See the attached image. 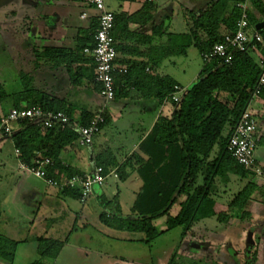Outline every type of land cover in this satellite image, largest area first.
I'll use <instances>...</instances> for the list:
<instances>
[{
	"label": "trees",
	"instance_id": "obj_1",
	"mask_svg": "<svg viewBox=\"0 0 264 264\" xmlns=\"http://www.w3.org/2000/svg\"><path fill=\"white\" fill-rule=\"evenodd\" d=\"M84 4L85 0H71ZM132 2L135 0H116ZM241 0H206L203 9L199 12L184 11V20L187 31L179 34L168 32V25L163 21L153 23L147 41L154 44L149 49L147 61H124L116 64L125 69V72L116 71L114 99L128 98L135 92L140 98L154 100L158 105L169 103L173 112L167 116H159L153 126L152 141L159 147L168 149L177 144L179 149V163L181 174L177 184L172 189L165 204L158 210L136 219L118 218L113 214L102 212L99 220L109 226L127 232L141 233V241L150 244L157 236L175 227H184L188 232L193 223L208 217H215L219 223H226L231 213L235 212L238 218L244 220L249 216L246 210L251 196L257 189V183L252 182V173L239 165L228 153L226 146L230 135L241 114L256 103H264V87L253 97L261 74L258 63L264 59V27L257 30L256 25L264 19V0H252L256 11L262 20H257L252 14L248 15V23L253 33L260 36L262 42L253 40L244 51H231V61L225 64L219 58L203 61L202 56L208 53L215 44L223 42L219 32L224 26L227 32L236 31V22L241 11L236 4ZM87 6V5H86ZM88 7V6H87ZM155 4L149 0H142L140 11L131 15L115 14L112 36L115 40L117 53L124 51V40L134 39L136 33L128 31L130 24H145L153 19L152 11ZM90 8V7H88ZM97 28V17L90 19L87 28L78 29L74 37V48L67 50L62 47H33L35 60H42L35 66L31 75L21 76L23 87L21 90L9 94L0 85V116L7 114V103L10 98L11 108L40 107L43 111H61L70 118L75 117L77 109L65 101V95L56 93V88L65 89V86L80 85L84 77L81 65L93 67V62L83 54L85 47L93 46V35ZM158 37V44L156 41ZM163 38V40H160ZM193 46L202 59V67L197 80L187 89L179 102L172 96L174 86H178L170 76H159L151 72V66L156 67L163 59L185 55L186 50ZM252 54L257 56L254 59ZM73 65H78L73 67ZM149 66V67H148ZM147 69V70H146ZM61 76H63L61 84ZM98 91L100 92V85ZM179 87V86H178ZM177 107V108H176ZM92 113L81 110L77 120L83 126L87 125ZM256 120L264 123V106L254 114ZM109 118L104 111V123ZM18 130L8 137L15 150L19 151V160L25 165L32 166L36 160L48 158L52 166L47 168V175L56 179L81 175L82 173L69 166L62 165L58 159L60 151L77 138L75 130L70 128L49 129L44 133L39 127L24 120L18 123ZM264 144V137L260 136L257 145ZM217 146L216 151L214 148ZM146 160L133 153L117 162L112 151L105 149L95 155V166L102 167L104 172L115 168L117 179L123 180L127 173L142 165ZM257 165L260 167L258 162ZM261 168V167H260ZM234 176L244 184L220 209L214 207L210 198L212 188L221 183L228 185ZM64 197L79 200L77 189H57ZM102 204L109 205L101 199ZM116 205V203H114ZM115 207V206H114ZM174 208V209H173ZM175 210L170 215L171 210ZM0 210V220H1ZM167 216V226L163 231H156L154 220ZM25 242L14 240L0 233V259L12 264L16 257L19 244ZM35 251L38 259L29 264H43L41 259H55L63 247V242L45 236L34 238Z\"/></svg>",
	"mask_w": 264,
	"mask_h": 264
},
{
	"label": "rangeland",
	"instance_id": "obj_2",
	"mask_svg": "<svg viewBox=\"0 0 264 264\" xmlns=\"http://www.w3.org/2000/svg\"><path fill=\"white\" fill-rule=\"evenodd\" d=\"M181 1L156 2V17L168 25V32L186 31L183 15L186 9H191ZM115 2L105 0L107 9H113ZM80 9L79 5L67 6L58 0H0V85L9 94L21 90L20 77L30 76L37 62L42 63L40 59L35 60L33 47L58 43L67 48L72 44L76 27L88 26L89 19L79 18ZM91 13L97 14L95 10ZM256 16L262 20L261 16ZM66 17L68 23L64 22ZM252 56L257 59L255 54ZM202 64L197 49L190 46L185 55L161 62L159 72L182 87L180 99L197 80ZM70 101L77 112L81 109L97 111L104 102L96 92L81 93L78 99ZM149 102L129 101L120 115L105 125L96 139L97 147H108L118 160L122 159L142 137V129L154 113L141 111ZM262 106L264 103H252L249 109L256 114ZM258 123L262 128L263 122ZM146 137L141 149L166 150L169 156L162 163L155 157L144 162L121 181L108 178L103 201L110 202L109 205L102 204L98 195L81 203L59 195L56 188L30 173L11 172L10 165L16 164L17 168L14 149L9 138L0 137V231L12 225L15 230L12 239L18 241L44 235L63 242L58 256L49 259L48 264H253L254 218L242 224L238 222L235 224L238 227L217 223L215 217L204 218L194 222L188 232L178 226L160 234L148 245L141 241V233L118 230L99 220L102 212L128 220L152 213L165 204L177 184L181 174L178 145L162 149L153 143L152 134ZM216 149L217 146L214 151ZM255 158L264 162V144L257 145ZM250 178L257 184L264 183L263 177ZM243 184L244 181L238 182L234 176L228 185L215 184L210 193L214 207L224 208V203ZM261 198L264 200V192ZM153 225L156 231H163L167 216L154 220ZM16 252L12 264H29L39 258L28 243L18 246Z\"/></svg>",
	"mask_w": 264,
	"mask_h": 264
},
{
	"label": "built area",
	"instance_id": "obj_3",
	"mask_svg": "<svg viewBox=\"0 0 264 264\" xmlns=\"http://www.w3.org/2000/svg\"><path fill=\"white\" fill-rule=\"evenodd\" d=\"M152 1V0H149ZM85 5L93 8L97 12V28L93 35V46L85 47L83 54L93 62V79L99 84L100 96L105 103L114 99L115 80L114 72L124 68L116 64L118 53L115 49V40L112 36L114 16L109 11L104 0H85ZM241 11L240 18L236 22V31L234 33L225 32L222 34L223 42L215 44L212 49L202 56L203 61H209L212 58H219L223 63L229 64L231 61V51H244L254 41L262 42L260 36L253 33L248 23V15L255 13V7L252 0H241L236 4ZM81 19H87L86 13L80 15ZM251 48H254L251 45ZM261 67V74L257 81L253 97H256L264 87V59L258 61ZM172 99L177 102L176 96L181 92L180 87L174 86ZM70 118L61 111H43L40 107L23 108L20 110L10 109L7 114L0 116V136L8 138L13 132L15 126L24 120L29 124L39 127L40 132L44 133L49 129L64 130L70 128L75 130L77 138L73 142L78 147L90 146L94 137L100 133L101 125L104 123V108L92 113L87 125L83 126L77 120ZM260 137L258 122L254 114L248 108L239 117L237 124L230 135L226 149L236 162L252 173L254 178L263 177L264 171L257 165L255 150ZM15 155L19 157V151L14 150ZM32 166L25 165L20 161L19 168L34 177L43 180L46 185L56 189L72 188L77 189L80 194L79 202L84 203L87 198L93 195V188L104 187L109 177L117 178L114 170L104 172L102 167L94 166L90 171L81 175L62 177L56 179L47 175V168L52 166V161L48 158L36 160Z\"/></svg>",
	"mask_w": 264,
	"mask_h": 264
},
{
	"label": "crops",
	"instance_id": "obj_4",
	"mask_svg": "<svg viewBox=\"0 0 264 264\" xmlns=\"http://www.w3.org/2000/svg\"><path fill=\"white\" fill-rule=\"evenodd\" d=\"M51 1H55V0H51ZM58 1L61 4H65L67 6L79 5L81 8L79 18H80V15L82 13H86L88 16L87 19H89V22H90V19L92 17L97 15L96 13L92 14L91 11L94 9L91 7L88 8L85 4L75 3V2H72L71 0H58ZM114 1H116V0H114ZM205 1L206 0H198V1L182 0L181 2H183L185 4V6H187L188 8L191 9L189 11L196 13V12H199L203 9ZM104 2H105V0H104ZM150 2H152L156 6L157 0H152ZM105 6L107 8L106 4H105ZM113 7H114L113 9H111V10L108 9V10L111 11L112 13H115V14H124V15L128 16V15H131L135 12L140 11V9L142 7V0H135L132 2L116 1L115 6H113ZM152 13H153V19L150 22L145 23V24H130L128 26V31L132 32V33L134 32V33H136V35L134 36V39H131L129 41L124 40L122 42V45L125 47V49H124L123 53L122 52L118 53L117 59L119 62H124V61H128V60L129 61H147L149 59V55H150L149 49L154 44H152L150 46V44L147 41V35L151 32L153 23L158 24L159 22L162 21L161 19H159V17L158 18L156 17L157 7H155V10H153ZM13 14H15V13H13ZM256 14L261 16L255 9L254 16L256 17L257 20H259V18H258V16H256ZM68 19L69 18H67V17L64 18V22L68 23ZM88 26H89V24H88ZM78 29H82V28L76 27L75 35L72 37V44H71V46L70 45L67 46V48L62 46V45H59L58 43L57 44L48 43V45H42L40 47H44V46L62 47V48H65L67 50H71L74 48V37L77 35ZM186 31H187V28H186ZM219 32L221 34H223V33L227 32V29L224 26H222L220 28ZM170 33L179 34V33H174V32H170ZM158 40H159L158 37H156L157 44H158ZM160 40H163V38H161ZM86 59H88V58H86ZM164 60L165 59L160 61V63L156 67L151 66V72L153 71V72H155V74H158L159 76H163V74L159 72V65ZM77 66L78 65H73V67H77ZM81 66L84 69V77L82 78L80 85L65 86V89H62V88L60 89L58 87L56 88V93L61 94V95L64 94L65 95V101L68 104H70V102H72L70 100L78 99V96L81 93L96 92L99 94V91H98L99 86L97 85V83L94 82V79H93V76H94L93 67L88 66L87 63L83 64ZM62 79H63V76H61V84L63 83ZM176 83L180 87V89H182V87L178 84L177 81H176ZM179 93L176 95L177 97H178ZM129 101L130 102L132 101L134 103L135 102L142 103L146 100L140 98L135 92L132 91V93L129 94L128 98L116 99V100H113L109 103L103 102L102 105L100 107H98V110L104 108V111L107 113L109 121H110L112 119L117 118L120 115L123 107L127 106ZM147 101L148 102L150 101V102L148 103V105L146 104L145 106H142V110H141L142 113L145 111H149L150 113L154 112V113H152V116H150V119H149L148 124L146 125L145 129H142V133H141L142 137L136 143H133L131 145L130 149L127 151V154H125L124 157L120 160H118L116 158V156L113 154L117 162H121L125 157H127L133 153L138 154L141 158H143L147 162H150L155 157V160L158 158L157 160L162 163V161L163 160L166 161L167 157L169 156V154L166 153V150L154 149V151L149 152L148 147H147V149H141V147H140L141 144L144 141H146V139H147L146 136H148L149 134H152L153 126H154L156 119L159 116L167 117L174 110V108L169 103L165 102L161 105H158L156 103V101H154V100H147ZM7 105H8L7 106L8 111L10 109H12L10 107L11 106L10 102H8ZM81 110L88 111L90 113L96 112V110L95 111L87 110V109H81ZM78 114H79V111L77 112V114L75 115L74 118H77ZM262 124H263V126L261 128L259 126L260 124L258 123V128H259L260 136L264 137V123H262ZM18 127H19L18 125L15 126L14 131L18 130ZM103 128L101 129V131L103 130ZM101 131H100V133H101ZM100 133L94 137L93 142L90 146L78 147L74 143H72V145L67 146L62 151H60V153L58 155V159L60 160L61 164L65 165V166H69L71 168H74V169L80 171L81 173H85V172L90 171L95 166V155H97L99 152H101L105 149H108V147H101L99 145L97 147L96 139L98 138ZM0 137L6 139L5 137H2V136H0ZM7 140H9L11 142L10 139H7ZM12 147H13V145H12ZM163 148L164 147H162V149ZM13 149H14V147H13ZM164 149H166V148H164ZM14 158L16 161V162L15 161L14 162L17 163V168H16V164L10 165V171L14 172V173L25 172L23 170H20V168H19L20 160L15 155V152H14ZM258 163H259L261 169L264 171V162H258ZM149 166L152 167L151 165H149ZM155 167L156 166H154L152 168H155ZM136 168H138V167H134V169H136ZM163 168H165V165L163 166ZM157 169H159L158 166H157ZM110 170L115 171V168H112ZM114 180H116V179H114ZM254 183H257V182H254ZM257 185H258V187L255 190V192L253 193L251 201L246 208V210L249 212V216L246 219L242 220V219L238 218L239 215L237 213L233 212V213H231L230 218L228 219V221L226 223H220V224L234 227L237 225L238 222H240V224H242V223L250 221L252 218H254L255 219L254 222H256V225H255V229H254V235L252 236L254 238V241H253L254 242V248H253V252L251 253L252 254L251 262L253 264H264V239H263V237H264V200H262V198H261V195L264 192V183H261V184L258 183ZM105 189H106V185L104 187L95 186L93 188V195L101 196V199L104 200L105 194H106ZM58 194H59V192H58ZM256 195L258 196L257 198H255ZM174 212H175V210H173L172 215L174 214ZM214 219L217 223H219L216 218H214ZM236 227H238V226H236ZM14 232H15V230L13 229L12 225H10L8 227L6 226L4 231H0V233L6 235L9 238L13 237L12 234H14ZM37 236H44V235H36V236L32 237L30 240H28L27 238H24L21 241L25 240V242H23L21 244L28 243L32 247V250L34 251L35 250L34 238ZM21 244H19L18 246H21ZM16 254H17V252H16ZM48 260H49L48 258H43V259H41V262L43 264H48ZM0 264H9V263L0 259Z\"/></svg>",
	"mask_w": 264,
	"mask_h": 264
},
{
	"label": "water",
	"instance_id": "obj_5",
	"mask_svg": "<svg viewBox=\"0 0 264 264\" xmlns=\"http://www.w3.org/2000/svg\"><path fill=\"white\" fill-rule=\"evenodd\" d=\"M264 27V19L256 25V29L259 30Z\"/></svg>",
	"mask_w": 264,
	"mask_h": 264
}]
</instances>
